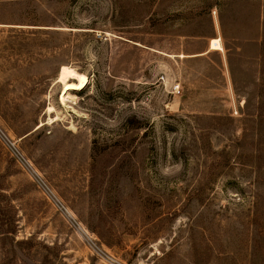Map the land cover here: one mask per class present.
<instances>
[{"label": "rangeland", "instance_id": "obj_1", "mask_svg": "<svg viewBox=\"0 0 264 264\" xmlns=\"http://www.w3.org/2000/svg\"><path fill=\"white\" fill-rule=\"evenodd\" d=\"M0 264H264V0H0Z\"/></svg>", "mask_w": 264, "mask_h": 264}, {"label": "bare ground", "instance_id": "obj_2", "mask_svg": "<svg viewBox=\"0 0 264 264\" xmlns=\"http://www.w3.org/2000/svg\"><path fill=\"white\" fill-rule=\"evenodd\" d=\"M59 81L63 84L61 89V95L59 97L61 102H64L66 98L70 97L69 96L70 91L72 92V90L74 91L81 90L86 86V80L83 78H79L78 80L71 81L67 66H61L59 71Z\"/></svg>", "mask_w": 264, "mask_h": 264}, {"label": "built area", "instance_id": "obj_3", "mask_svg": "<svg viewBox=\"0 0 264 264\" xmlns=\"http://www.w3.org/2000/svg\"><path fill=\"white\" fill-rule=\"evenodd\" d=\"M178 89V87L177 86H174V90H177Z\"/></svg>", "mask_w": 264, "mask_h": 264}]
</instances>
